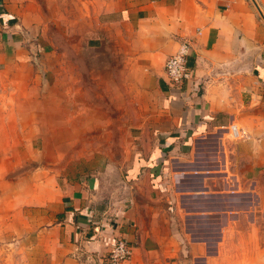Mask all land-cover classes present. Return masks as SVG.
I'll use <instances>...</instances> for the list:
<instances>
[{
    "label": "crops",
    "instance_id": "0c3cea01",
    "mask_svg": "<svg viewBox=\"0 0 264 264\" xmlns=\"http://www.w3.org/2000/svg\"><path fill=\"white\" fill-rule=\"evenodd\" d=\"M0 1L1 99L32 83L47 57L60 65V45L74 48L73 33L91 53L113 48L142 59L153 80L151 147L133 161L127 201L103 202L96 190L55 178L43 199L54 220L37 242L46 260L97 264L123 238L134 248L125 264H188L171 259L183 256L212 264L251 179L264 175V0ZM63 31L69 40L59 44ZM182 39L193 46L195 76L179 89L164 66Z\"/></svg>",
    "mask_w": 264,
    "mask_h": 264
},
{
    "label": "rangeland",
    "instance_id": "374dc122",
    "mask_svg": "<svg viewBox=\"0 0 264 264\" xmlns=\"http://www.w3.org/2000/svg\"><path fill=\"white\" fill-rule=\"evenodd\" d=\"M54 37L59 44L69 40L66 31ZM70 40L74 48L60 45V65L47 57L32 83L0 98V264H51L37 242L54 220L43 199L55 178L121 205L137 153L151 147L153 80L143 60L113 48L91 53L83 33ZM251 184L212 264H264V175ZM196 243L189 240L187 247ZM171 259L189 264L194 258Z\"/></svg>",
    "mask_w": 264,
    "mask_h": 264
},
{
    "label": "built area",
    "instance_id": "2783aa9c",
    "mask_svg": "<svg viewBox=\"0 0 264 264\" xmlns=\"http://www.w3.org/2000/svg\"><path fill=\"white\" fill-rule=\"evenodd\" d=\"M0 7L3 3L0 1ZM2 15L0 14V17ZM193 52L190 41L182 39L179 41L178 50L171 55L165 62L164 71L168 83L174 88H184L195 76V70L188 65V57ZM234 138L242 137L240 130L236 126L231 128ZM133 246L123 238L114 240L112 247L107 254L97 257V264H125L133 256Z\"/></svg>",
    "mask_w": 264,
    "mask_h": 264
}]
</instances>
